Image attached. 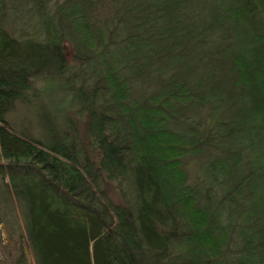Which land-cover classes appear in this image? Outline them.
Segmentation results:
<instances>
[{
    "label": "trees",
    "instance_id": "obj_1",
    "mask_svg": "<svg viewBox=\"0 0 264 264\" xmlns=\"http://www.w3.org/2000/svg\"><path fill=\"white\" fill-rule=\"evenodd\" d=\"M0 205L12 264L17 214L35 264H264V0H0Z\"/></svg>",
    "mask_w": 264,
    "mask_h": 264
},
{
    "label": "rangeland",
    "instance_id": "obj_2",
    "mask_svg": "<svg viewBox=\"0 0 264 264\" xmlns=\"http://www.w3.org/2000/svg\"><path fill=\"white\" fill-rule=\"evenodd\" d=\"M24 110L22 109V111ZM22 111H20V113ZM26 115L28 116V113H26ZM4 209L8 211L9 206L0 205V211ZM3 215L5 217L4 216L0 217V264H12L15 256L17 255V249L11 248L12 242L16 244L17 240L15 238V235L12 234V214H3ZM17 216L18 217H17L16 225L18 227L19 232L22 233L21 242L24 246H26L23 223H22L20 215L17 214ZM22 260H24L26 264H35L33 261L32 255L30 256V259L28 260L26 255L24 254V258Z\"/></svg>",
    "mask_w": 264,
    "mask_h": 264
},
{
    "label": "water",
    "instance_id": "obj_3",
    "mask_svg": "<svg viewBox=\"0 0 264 264\" xmlns=\"http://www.w3.org/2000/svg\"><path fill=\"white\" fill-rule=\"evenodd\" d=\"M24 252H25V255H26L27 259L29 260V259H30V256H31V254H30V252H29V250H28V247H27V246H24Z\"/></svg>",
    "mask_w": 264,
    "mask_h": 264
}]
</instances>
